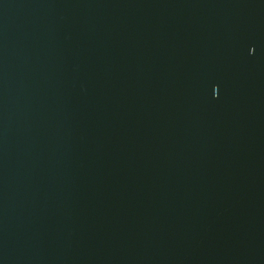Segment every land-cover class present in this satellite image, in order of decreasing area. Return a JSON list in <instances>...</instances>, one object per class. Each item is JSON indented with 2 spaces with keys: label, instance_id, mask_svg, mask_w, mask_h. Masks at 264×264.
<instances>
[{
  "label": "water",
  "instance_id": "1",
  "mask_svg": "<svg viewBox=\"0 0 264 264\" xmlns=\"http://www.w3.org/2000/svg\"><path fill=\"white\" fill-rule=\"evenodd\" d=\"M0 264H264V0H0Z\"/></svg>",
  "mask_w": 264,
  "mask_h": 264
}]
</instances>
